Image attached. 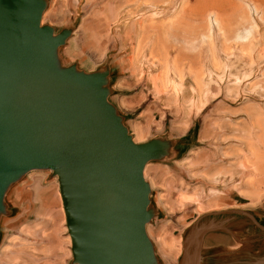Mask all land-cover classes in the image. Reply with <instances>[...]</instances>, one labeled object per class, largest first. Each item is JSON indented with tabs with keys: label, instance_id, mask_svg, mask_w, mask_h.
Returning <instances> with one entry per match:
<instances>
[{
	"label": "rangeland",
	"instance_id": "374dc122",
	"mask_svg": "<svg viewBox=\"0 0 264 264\" xmlns=\"http://www.w3.org/2000/svg\"><path fill=\"white\" fill-rule=\"evenodd\" d=\"M34 2L41 9L40 27L51 30L53 38L63 37L56 50L64 49L75 36V50L98 66L89 74L104 76L101 89L107 104L131 139L136 138V127H142L144 139L137 144L157 145L145 171L147 186L153 184L148 187L145 222L150 236L144 231L145 256L151 264H179L182 253L175 258L162 254L160 234L167 232L168 242H183L207 214L239 210L264 226V0ZM112 5L118 10L108 22L107 8ZM122 15L129 19L130 29L139 21L147 29L135 74L129 69L135 35L129 26V34L125 33ZM163 34L169 38L166 46ZM157 44L165 58L163 75L169 87L163 93L150 82L160 71L148 60ZM76 64L74 60L64 70ZM77 72L83 73L79 68ZM197 103L205 107L199 111ZM118 106L128 108L127 113ZM36 172L44 174L46 184L42 176H33L26 184ZM53 180L51 171L36 169L9 185L0 212V264H75L67 258L64 218ZM36 186L52 190L40 212ZM180 194L193 201L177 203ZM6 220L15 224L5 227ZM236 221L245 223L233 236L217 232L225 237L222 245L201 242L199 255L205 264L214 249L220 257L228 252L247 259L264 254V232L247 218ZM53 232L58 239L51 236ZM206 235L208 240L210 233ZM167 248L178 254L180 246Z\"/></svg>",
	"mask_w": 264,
	"mask_h": 264
},
{
	"label": "water",
	"instance_id": "95a60500",
	"mask_svg": "<svg viewBox=\"0 0 264 264\" xmlns=\"http://www.w3.org/2000/svg\"><path fill=\"white\" fill-rule=\"evenodd\" d=\"M40 17L34 0H0V211L10 184L47 167L57 175L74 263L151 264L142 169L157 145L132 141L107 104L103 75L53 68L63 37L40 27ZM242 217L264 229L243 211L207 214L185 236L179 264H203L202 237Z\"/></svg>",
	"mask_w": 264,
	"mask_h": 264
},
{
	"label": "bare ground",
	"instance_id": "6f19581e",
	"mask_svg": "<svg viewBox=\"0 0 264 264\" xmlns=\"http://www.w3.org/2000/svg\"><path fill=\"white\" fill-rule=\"evenodd\" d=\"M117 7L113 6L111 8H107V18H108V22H109V19L111 17H113L115 15V13L117 12ZM176 16V15H175ZM121 19H124V23H123V28L125 29V33L127 34L128 33V26H129V19H127L125 16L122 15ZM41 20V18H40ZM117 20V18H116ZM116 20L114 21V23H116ZM217 21V20H216ZM113 23V22H112ZM218 27L220 28V25H218ZM159 28L156 27V31L158 32L159 34V31H158ZM146 26H145V23L144 21H139L136 23V25L133 27V29H130V26H129V31L130 32H134V35H135V46H134V49H133V52H132V56L131 58L129 59V69L130 71L135 74L137 71H138V58H139V49L141 48V46H143L146 42H145V39L146 38ZM129 34V33H128ZM133 34V33H132ZM75 36L72 37L68 43L66 44L65 48L62 49V50H56L55 53H54V56L51 57V60L54 62V65H53V68L56 69V70H63L66 66L65 65H68L70 64L72 61L76 60V62H78V64H76L75 66H73V68L75 69V71H77V65L78 66H83V67H90L92 66L89 61L82 55V53L78 52L77 50H75L74 48V43H73V40H74ZM162 38V44L163 46H166L167 43L169 42V38L167 35H162L161 36ZM235 38V37H234ZM238 40V39H237ZM187 41V40H186ZM191 43V42H190ZM159 44V43H158ZM156 45L155 47H153L148 55V60L152 61V63L157 66L159 68V72L157 73V75L155 76L154 75V79H150V82L152 84V87L153 89H158L160 90L162 93L163 92H167V90L169 89L168 87V84L167 82L165 81L164 79V75H163V70H164V66L166 65L164 63V59L161 55H160V46L159 45ZM183 44V43H182ZM155 45V44H154ZM190 45V44H189ZM92 46V45H91ZM153 46V45H152ZM177 46V45H176ZM179 46V45H178ZM132 49V48H131ZM168 54V53H167ZM77 73V72H76ZM177 78V77H176ZM180 79V78H179ZM180 81V80H178ZM198 91H201V87L200 85H198L197 87ZM156 90V91H158ZM159 91V92H160ZM169 91V90H168ZM198 102V101H197ZM197 107L199 108V111H201L205 105L203 106H199V104L197 103ZM198 111V112H199ZM144 127V126H143ZM142 128V127H141ZM139 128V127H136L135 131H136V138L135 139H132V141L137 144V143H140L143 139H144V135H143V130ZM256 159H258V156L256 157ZM243 160L247 161V157H244ZM244 161V162H245ZM243 162V163H244ZM242 163V164H243ZM246 163V162H245ZM257 163V162H256ZM247 164V163H246ZM246 164H244V167H247ZM248 165V164H247ZM255 165V164H254ZM257 165V164H256ZM146 167H147V163L144 165L143 169H142V178L144 179V181H146V174H145V171H146ZM251 168V167H250ZM262 169V167L260 168ZM40 170L42 171H51V169L47 168V167H44V168H41ZM31 171H36V169H33V170H30V171H27V172H31ZM241 171V170H240ZM263 171V170H261ZM26 172V173H27ZM239 172V171H238ZM251 172V171H249ZM256 172V171H255ZM26 173H22L21 176H19V178L16 180H20ZM252 173V172H251ZM257 174V173H256ZM33 176H42L43 177V183H44V174L42 172H36V173H32L30 175V177L27 179V183L28 184L31 180V178ZM207 178V177H205ZM53 181L56 185H57V189H56V198L58 199V201L61 203V206L59 208V212L62 213L63 215V218H64V222L62 224V229L64 230L63 234H64V243L67 244V258H72L73 259V256H72V252H71V237L70 235L68 234V230H67V227H66V219H65V212H64V209H63V204H62V199H61V194L59 192V183H58V179H57V175L56 174H53ZM208 179V178H207ZM209 180V179H208ZM15 181V182H16ZM13 182V184L15 183ZM51 182V183H52ZM46 184V183H44ZM25 185V184H24ZM22 185V186H24ZM148 187L151 189L153 188V184L152 183H148ZM22 186L20 187V190L22 188ZM9 190V186L5 189V192H4V195L5 193ZM212 190V189H210ZM52 192L51 189H43V188H39L38 186H36L34 188V197L35 199L37 200L38 202V205H39V208H38V212H40L43 204H44V200L46 198V196ZM4 195H3V198H2V204H3V201H4ZM161 198V197H160ZM158 198V199H160ZM30 201V200H29ZM192 198L190 196H186L184 194H180L178 199H177V203H180V204H184L186 202H192ZM59 203V204H60ZM200 206V205H199ZM242 209V208H241ZM49 211V209H47ZM115 210V208H114ZM46 211V210H45ZM0 212H3V209L0 211ZM115 213L117 215V221L120 223V222H123L124 220V217H125V213L123 211L120 210V204H118V206L116 207V210H115ZM216 213V212H215ZM14 221L12 220H6L4 221V226L5 227H8L10 228L13 224ZM245 222H242V221H232L228 224H225L223 225L221 228L222 231H225L227 232L228 234L232 235L235 234L243 225H244ZM200 229L199 231L201 232L202 229H203V225H199ZM23 228V227H22ZM21 228V230H22ZM61 229V230H62ZM149 229L150 226L149 225H146L145 226V232L148 236H150L149 234ZM20 230V231H21ZM162 232V231H161ZM261 232H264V229L261 230ZM43 235V234H42ZM55 236L57 238V233L56 232H53L51 236ZM167 235V232L163 231L159 238H158V243L160 245V248L162 250V254L165 256V257H172V258H175L176 256L180 255L181 253L183 254V242H182V239H180L179 241H175V240H169V242L167 240L164 239V237ZM15 237V236H14ZM13 237V238H14ZM207 235H205L204 237H202V243L205 242V239H206ZM53 238V237H52ZM58 239V238H57ZM10 240V239H9ZM9 240L7 241V244L6 246L3 248V250H6L9 248ZM208 241H209V238H208ZM168 246L170 247H179V253L176 254L174 252H171L168 250ZM158 249V247H157ZM49 250L47 249L46 252H48ZM159 251V250H158ZM211 256L210 258L208 259L209 261L207 262L208 264H264V254H261V255H258V256H251L250 258H245L243 256H237V257H234L236 255H234V252H228L226 255H223L222 257L219 256V252L217 251V249L212 252H210ZM162 256V255H161ZM217 256V257H216ZM204 261V260H202ZM76 264V263H75ZM203 264H205L203 262Z\"/></svg>",
	"mask_w": 264,
	"mask_h": 264
},
{
	"label": "crops",
	"instance_id": "0c3cea01",
	"mask_svg": "<svg viewBox=\"0 0 264 264\" xmlns=\"http://www.w3.org/2000/svg\"><path fill=\"white\" fill-rule=\"evenodd\" d=\"M92 69L91 70H87V68H85V67H83V66H77V68H79V69H81V71L84 73V74H89L90 72H93V71H95L97 68H98V66H90ZM112 77H113V74L111 75V77H110V80L112 79ZM112 86L114 85H116V82H113L112 84H111ZM137 97V96H136ZM120 106H118V108H119ZM125 110H122V108H119V110H120V112L121 113H127V111H128V108H124ZM125 115V114H124ZM125 118V117H124ZM133 126V125H132ZM261 227H263L264 228V226L263 225H261ZM217 232L218 231H216V232H210V238H209V242L210 241H215V242H217V244L218 243H220L221 245L223 244V242H224V239H225V237H223L222 235H218L217 234ZM209 236V235H208ZM206 241L208 242V240L207 239H205V243H206Z\"/></svg>",
	"mask_w": 264,
	"mask_h": 264
}]
</instances>
